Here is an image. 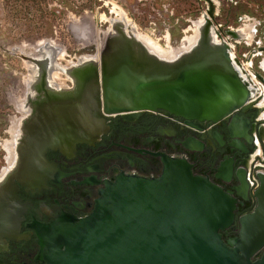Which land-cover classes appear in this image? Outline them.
<instances>
[{
  "label": "water",
  "instance_id": "1",
  "mask_svg": "<svg viewBox=\"0 0 264 264\" xmlns=\"http://www.w3.org/2000/svg\"><path fill=\"white\" fill-rule=\"evenodd\" d=\"M212 20L208 12L195 46L170 62L150 55L122 33L106 38L97 66L77 75H93V137L102 131L104 118L114 114L163 111L187 121L226 122L232 112L250 108L254 92L235 68L239 62H232L231 47ZM43 49L20 56L48 70L57 49ZM55 111L56 116L66 115ZM257 136L264 140L260 131ZM15 177L9 172L0 182V244L15 229L12 216L20 205ZM257 180L255 212L240 219L238 237L224 241L221 232L232 229L236 199L209 179L195 176L186 161L164 158L155 179L120 174L105 183L87 217L59 218L35 227L41 261L264 264V173Z\"/></svg>",
  "mask_w": 264,
  "mask_h": 264
},
{
  "label": "flooded vegetation",
  "instance_id": "2",
  "mask_svg": "<svg viewBox=\"0 0 264 264\" xmlns=\"http://www.w3.org/2000/svg\"><path fill=\"white\" fill-rule=\"evenodd\" d=\"M204 2L207 7L199 19L211 12L214 20L218 16L216 1ZM244 19L248 20L239 21ZM217 27L233 46L236 60L251 62L248 67L261 84L257 90L249 81L254 92L250 108L232 112L226 122L187 121L163 111L114 114L104 118L102 131L93 137V75L77 79L81 71L92 70L93 63L61 65L55 55V65L48 70L34 65L25 100L19 101V116L9 130L10 158L1 170L16 175L12 184L20 205L12 216L15 229L1 241L0 264H44L36 226L59 218L78 221L87 217L106 182L120 174L155 179L164 158L186 161L195 176L231 193L236 199L235 218L232 229L221 235L224 241L238 237L240 219L257 208V175L264 173V140L257 136L259 131L264 136V44L254 40L258 35L264 39V30L254 36L253 25L227 30ZM184 41L183 37L180 45ZM241 44L248 47L245 52L236 51ZM95 53L79 56L93 57ZM57 63L66 67V73L53 78ZM243 71L240 69L241 74ZM60 109L65 116L55 115ZM58 131L63 134L56 135ZM51 140L58 144L47 143Z\"/></svg>",
  "mask_w": 264,
  "mask_h": 264
},
{
  "label": "rangeland",
  "instance_id": "3",
  "mask_svg": "<svg viewBox=\"0 0 264 264\" xmlns=\"http://www.w3.org/2000/svg\"><path fill=\"white\" fill-rule=\"evenodd\" d=\"M214 1L218 13L212 20L215 26L227 30L258 22L261 25L258 30H264V0ZM16 2L21 4L0 0V171L10 158L9 130L19 116V101L25 100L31 68L34 70V64L24 60L21 54H33L31 47L47 40L61 50L57 53L61 65L75 63L79 55H93L95 51L97 55L101 47L98 42L109 26L107 20L119 12L160 46H165L168 37L171 47H166L181 48L186 44L184 41L180 45L181 39L192 35L188 30L193 28L191 22L197 21L207 7L204 0H41L40 8L53 13L47 20L29 2L18 7L21 12L15 11ZM239 18L248 20L239 21ZM43 21L49 23L47 31L40 29ZM246 48L241 44L236 51L245 52ZM59 74L56 71L53 78Z\"/></svg>",
  "mask_w": 264,
  "mask_h": 264
},
{
  "label": "bare ground",
  "instance_id": "4",
  "mask_svg": "<svg viewBox=\"0 0 264 264\" xmlns=\"http://www.w3.org/2000/svg\"><path fill=\"white\" fill-rule=\"evenodd\" d=\"M115 14H116L115 18H111V19L107 20L109 26L107 27L106 31L104 32V36L102 37V40H100L98 42V47L101 46L99 51H98V54L96 55V53H95V55L93 57L82 56L79 59H77L75 64L72 63L69 65H75L76 67H78V65H89V64L93 63V66H97L98 60L100 57V52L103 49L105 39L109 38L110 36H116L120 33L124 34L126 37H128V39L132 40L133 42H135V43L138 42L141 46H143V48L150 55L156 57L159 60L170 62V61L174 60L175 58H177L178 56H180L181 54L189 51L190 48H192L193 46H195V44L197 43L198 37H199V31L205 22V19H202V18L193 22V24H192L193 28L188 27L189 28L188 30L192 32V35L190 37L184 38L185 42H186L185 46H182L181 48H178V49H171V48L166 47V46H170L168 44V41H169L168 37L165 38L166 44L164 47H162L159 45V43L157 41L152 39L150 36L139 32L138 29L134 26V24L130 20H128L127 17L123 13L119 12V13H115ZM246 29H247V31H250V28H246ZM184 32L186 33V31H184ZM212 39L215 43H219L218 39L215 37L214 34H212ZM35 45H36V43L34 44L33 47H31V50H34L33 54H34V52L38 51V49H42L41 52H43L44 51L43 47H47V46L51 47L52 46V44L47 40L39 42V44L37 43L36 46ZM60 51L57 49L56 57ZM53 62H54V60L52 61L51 65H55V62L54 63ZM56 67L58 69L55 70V72L60 71L61 74L66 73V67L63 68V67L59 66V64H56ZM28 68L30 69V67H28ZM7 174H8V171L6 169L0 172V182H2L4 180L3 178H5V176Z\"/></svg>",
  "mask_w": 264,
  "mask_h": 264
},
{
  "label": "built area",
  "instance_id": "5",
  "mask_svg": "<svg viewBox=\"0 0 264 264\" xmlns=\"http://www.w3.org/2000/svg\"><path fill=\"white\" fill-rule=\"evenodd\" d=\"M256 32H257V27L255 25V26H253V34H254V36H255ZM230 47L232 48L233 46L230 45ZM230 56H231L232 62L234 63L236 61V57L234 55L233 48L230 51ZM238 62H239L238 65H236L235 63H234V65H235V68L237 69V71L239 72L240 76L243 79H247L251 83L252 82L255 83L256 89L259 90L261 88V84L256 80L255 75L252 73V71L248 67V66L251 65V62H249V65L246 64V62H243V61L241 62V61L238 60ZM240 69H244L242 74L240 72Z\"/></svg>",
  "mask_w": 264,
  "mask_h": 264
},
{
  "label": "trees",
  "instance_id": "6",
  "mask_svg": "<svg viewBox=\"0 0 264 264\" xmlns=\"http://www.w3.org/2000/svg\"><path fill=\"white\" fill-rule=\"evenodd\" d=\"M7 1H10V0H7ZM15 1H20V3H21L22 5H23L24 3H26V2H27V3L29 2L31 5L37 7L36 10L40 12L41 17H42V18H45V19H47V20L50 19V18H52V16H53V13H51V12H47V11L42 10V9L40 8L39 5H40V3H41V0H15ZM15 4H16V6H13V9H14L15 11L18 10V7L21 8V4L18 5L17 2H16ZM24 10L27 11V7H25ZM17 12H21V10H18ZM41 23H42V24H41L40 29H42L43 31H47V29L49 28V23H48V22H45V21H43V22H41Z\"/></svg>",
  "mask_w": 264,
  "mask_h": 264
},
{
  "label": "crops",
  "instance_id": "7",
  "mask_svg": "<svg viewBox=\"0 0 264 264\" xmlns=\"http://www.w3.org/2000/svg\"><path fill=\"white\" fill-rule=\"evenodd\" d=\"M255 25H256L257 31H258L259 23L258 22L254 23L253 26H255ZM256 39H257V41H256L257 45H260L261 43L264 44V39L263 38L256 36Z\"/></svg>",
  "mask_w": 264,
  "mask_h": 264
}]
</instances>
